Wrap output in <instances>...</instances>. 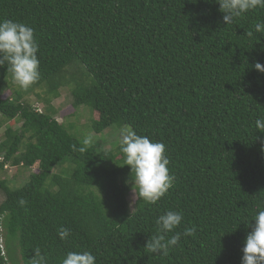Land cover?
Instances as JSON below:
<instances>
[{
  "label": "trees",
  "instance_id": "1",
  "mask_svg": "<svg viewBox=\"0 0 264 264\" xmlns=\"http://www.w3.org/2000/svg\"><path fill=\"white\" fill-rule=\"evenodd\" d=\"M219 8L216 0H0V20L34 29L40 78L32 86L57 98L73 84V108L97 115L92 131L127 125L162 142L174 177L156 204L137 197L130 212L131 171L119 147L73 151L80 141L53 114L0 96V130L21 123L5 127L0 171L36 166L19 188L0 181V264L15 248L22 264L37 248L47 264L81 250L96 264H241L264 210V132L255 125L264 118V73L254 68L264 64V36L253 29L264 9L226 25ZM74 66L84 83L67 79ZM9 73L0 66V87ZM67 157L72 174L51 176ZM169 210L183 212L177 231L195 226L196 235L166 256L151 253L146 243Z\"/></svg>",
  "mask_w": 264,
  "mask_h": 264
},
{
  "label": "clouds",
  "instance_id": "2",
  "mask_svg": "<svg viewBox=\"0 0 264 264\" xmlns=\"http://www.w3.org/2000/svg\"><path fill=\"white\" fill-rule=\"evenodd\" d=\"M219 10L224 13L223 21L232 24L250 10L264 9V0H216ZM256 33L264 36V21L253 25ZM248 35H252L250 31ZM39 44L34 29L23 22L10 19L0 20V66L7 64V71L21 89H28L40 78L37 53ZM255 70L264 73V64L256 62ZM38 111V110H37ZM39 112V111H38ZM256 128L264 132V118L255 121ZM120 152L124 156V165L130 166L133 191L136 197L146 203L156 204L173 186L174 177L169 174L170 160L165 154L166 146L162 142L152 141L149 137L137 134L130 126H122L117 133ZM91 134L80 140V145L73 144L72 150L85 152L93 144ZM21 198L19 205H26ZM183 212L169 210L156 220L157 234L152 235L145 248L151 253L168 255L171 248L178 245L181 237H194L196 227H185L177 231L183 221ZM251 231L246 235L241 264H264V210H259L253 217ZM174 233L173 235H168ZM61 240L70 236V229L58 230ZM31 264H47L40 249L34 250ZM60 264H96V257L88 250L68 251Z\"/></svg>",
  "mask_w": 264,
  "mask_h": 264
},
{
  "label": "rangeland",
  "instance_id": "3",
  "mask_svg": "<svg viewBox=\"0 0 264 264\" xmlns=\"http://www.w3.org/2000/svg\"><path fill=\"white\" fill-rule=\"evenodd\" d=\"M84 69L82 67H68L67 79L70 80L75 77L76 84L84 83L80 78L83 76ZM84 78V77H83ZM81 81H80V80ZM87 82V81H86ZM72 86L67 85L61 88L58 92V97H52L48 95L43 87L30 86L28 89H21L17 84L14 83L12 79V74L4 79L0 87V96L2 98L10 96V94H15L16 97H20L21 100L36 110L42 113L53 114L54 118L58 123L64 125L68 130L70 135L80 141L84 135L91 134L93 137V143H101L105 148L112 149L119 147L117 133L120 127L111 126L103 132L96 133L91 129V119H96L97 115L94 114L90 109L85 107H80L74 109L72 106ZM6 93H9L5 96ZM20 122H6L5 126L0 130V141L3 139V132L5 127L11 126L13 129L20 127ZM115 151V150H114ZM116 152V151H115ZM7 170L0 171V181L8 182L7 186L12 187L11 189L21 187L25 182L28 181L30 172H32L36 166L30 170H24L22 167L13 168L10 165ZM74 166L72 165L70 159L67 157L65 160L53 167L51 171V176L62 175L68 177L72 174ZM5 194L0 188V203L3 201ZM137 199L136 194L133 191V187L128 195V205L129 211L134 210V201ZM2 250L6 256L5 246L2 243ZM9 264H22L20 261V256L18 250L15 248L12 259L8 258Z\"/></svg>",
  "mask_w": 264,
  "mask_h": 264
},
{
  "label": "built area",
  "instance_id": "4",
  "mask_svg": "<svg viewBox=\"0 0 264 264\" xmlns=\"http://www.w3.org/2000/svg\"><path fill=\"white\" fill-rule=\"evenodd\" d=\"M3 162V158L2 157H0V163H2ZM9 164H6L3 168H4V170H7V168L9 167L8 166Z\"/></svg>",
  "mask_w": 264,
  "mask_h": 264
}]
</instances>
